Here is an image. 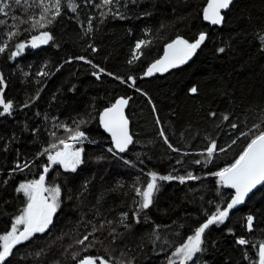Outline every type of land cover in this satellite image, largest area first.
I'll list each match as a JSON object with an SVG mask.
<instances>
[{
    "label": "trees",
    "instance_id": "16d2710c",
    "mask_svg": "<svg viewBox=\"0 0 264 264\" xmlns=\"http://www.w3.org/2000/svg\"><path fill=\"white\" fill-rule=\"evenodd\" d=\"M4 2L11 8L8 16L0 14L6 21L0 24V40L8 44L0 53V90L16 110L0 116V235L26 207L18 185L39 179L49 163L38 154L68 137L58 126L75 128L83 120L79 127L87 136L76 145L84 149L76 172L58 167L49 172L46 185L61 188L53 224L18 247L5 264H79L88 257L110 264H169L188 236L231 203L235 190L221 185L214 173L243 152L250 136L242 133L264 127V0H237L222 28L215 29L203 19L207 0H121L124 19L102 17L96 7L100 0H75V11L62 0L61 15L39 30L13 19H27L24 8L14 0ZM28 12L36 15L39 8L33 5ZM9 31H18L10 41ZM43 31L53 39L32 48L31 37ZM201 33L206 42L189 65L141 80L169 43L178 37L194 42ZM140 40L149 43L130 64ZM17 43L26 47L11 57ZM41 71L49 74L38 75ZM121 97L131 98L128 117L135 143L124 155H113L99 115ZM212 143L217 150L209 157ZM17 163L30 166L20 171ZM151 173L157 175L159 191L149 208L137 213L141 197L136 189H146ZM189 173L196 179H187ZM169 175L172 180L159 179ZM124 213L128 218L122 222ZM248 216L253 217L251 232ZM93 226L100 230L93 232ZM86 235L84 244L77 243ZM239 238L249 243L242 247ZM202 240L196 264H258L264 187L249 192L223 224L210 225Z\"/></svg>",
    "mask_w": 264,
    "mask_h": 264
},
{
    "label": "snow or ice",
    "instance_id": "6c2138e0",
    "mask_svg": "<svg viewBox=\"0 0 264 264\" xmlns=\"http://www.w3.org/2000/svg\"><path fill=\"white\" fill-rule=\"evenodd\" d=\"M134 3L135 0H132ZM16 5L24 8L27 15V19L20 16H14L13 19L20 20L21 23H29L33 30L44 29L47 25L51 24L56 17L61 15L62 0H32V4H28L27 0H14ZM233 0H207L206 6L203 8V19L208 21L212 25H220L223 23L225 17L222 15V10H227ZM121 0H100L99 4L96 5L100 9V15L106 18L109 14L113 17L124 19L125 14L120 11ZM33 5L39 8V12L36 15H32L28 12V9ZM126 6V3H125ZM67 7L72 11L76 10L78 5L75 4V0H68ZM11 4L0 0V14L8 16L9 12L6 9H10ZM52 13V15H49ZM103 22V20L101 21ZM6 21L0 20V24H5ZM89 31H91V23H89ZM18 35V31H9L6 33L7 40H12L13 37ZM53 37L47 31L40 32L39 35L31 37L30 46L32 48H38L41 45H46ZM206 35L201 33L194 42H189L183 38H177L169 43L165 49V53L162 59L157 60L151 64L148 68L146 75L152 76L155 72H166L170 68H176L180 65L186 64L196 53V50L200 48L201 44L204 43ZM264 41V37H262ZM149 42L140 40L136 43L135 49L132 54V59L129 60L131 64L134 60H138L143 54L141 49L142 46H146ZM8 44L0 40V53H4L7 49ZM26 47L25 43H17L15 45L16 51L11 52V57H15L20 54L21 51ZM95 51V49H93ZM223 52L224 49H219ZM78 59L83 60V57ZM90 63V61H85ZM93 67H96L93 65ZM59 70V69H57ZM103 72V69L100 70ZM49 73L41 71L38 75L47 76ZM96 78L99 79L97 73ZM130 79H132L130 77ZM123 82V81H122ZM4 83L3 78L0 77V85ZM135 81L133 80V84ZM192 93H196L195 87L191 88ZM128 104V99L120 98L112 105L107 108L100 115V123L104 130L111 135L113 148H109L108 151L112 152L113 155L118 153H124L128 150L130 144L133 143V138L129 134L128 120L125 117L124 109ZM28 105L26 104L25 107ZM0 116L5 114L11 115L13 110V104L11 101H6L3 95V91L0 90ZM211 115H215L212 113ZM228 116H224V120H228ZM85 123L81 120L76 122L75 128H70L67 125H59L63 127L66 132L69 133L66 139H60L58 144L52 143L50 148H44L43 152L39 153L38 156L46 155L48 165L43 166V173L39 176V179H34L29 182L20 183L16 188L17 193H22L26 198V207L23 208L21 214L15 217L12 223L10 231L0 235V264H5L8 258L13 255V249L17 245L23 244L26 241L31 240L37 233H45L49 226L53 224V217L55 216L57 209L60 207L61 188L59 186H47L46 176L50 171L51 165H60L65 171L76 172L77 168L84 163L82 153L84 149L82 147L77 148L76 144L82 143L87 139L86 134L80 130L79 125ZM159 123V121H157ZM233 128L237 125L233 124ZM55 137L56 133H51ZM161 136H165L163 130L160 133ZM242 135L250 136L249 141L244 148L243 152L239 157L228 167L223 170L214 173L219 178L218 182L227 188L235 189V197L232 198L231 203L227 204L224 209H217V214L211 215L201 226H199L194 235L187 237V242L183 243L180 247H177L173 252V256L179 258V264H186L191 261L192 264H196L199 259L197 254H202L204 249L201 245L203 244L202 236L206 229L213 224H223L229 217V212L235 206L244 202L245 196L248 195L257 185H264V127L261 125L255 126V131L242 133ZM165 143H168L165 136ZM62 146V147H61ZM169 147L173 151L178 149L173 148L171 144ZM52 150H55L54 152ZM217 150V145L212 143L207 149V155L211 157ZM222 150V149H221ZM122 158V157H121ZM130 163V161H125ZM27 163L16 164V169L23 171L24 168L29 167ZM14 169V171L16 170ZM157 175L151 173V182L146 186V189H136V194L141 197V200L137 203V213L140 210L147 209L153 202L154 192L159 191L157 184ZM160 180H172V176H161ZM187 179H196L191 173L188 174ZM181 183L185 182V177H179ZM6 183V181H5ZM127 213L122 214V222L127 220ZM139 222V220H137ZM109 223H111L109 221ZM20 226H23L22 229ZM128 227L127 224L124 225ZM104 225L100 226L102 229ZM247 228L249 231H253V217H247ZM93 226V232L98 231ZM90 233L89 235H91ZM111 234V233H110ZM159 237H157L158 239ZM88 240V236H84L82 240H78L77 243L84 244ZM238 244L244 246L249 243L244 238H239L236 241ZM86 250V249H85ZM39 255V253L37 254ZM75 258V256L73 257ZM100 260V264H110V260H104L99 257H88L79 262V264H96V260ZM10 264V261H9ZM117 264H121L117 261ZM130 264V262H129ZM169 264H177V261L169 260ZM258 264H264V242H261L258 249Z\"/></svg>",
    "mask_w": 264,
    "mask_h": 264
},
{
    "label": "water",
    "instance_id": "95a60500",
    "mask_svg": "<svg viewBox=\"0 0 264 264\" xmlns=\"http://www.w3.org/2000/svg\"><path fill=\"white\" fill-rule=\"evenodd\" d=\"M237 0H233V3L230 5V7L227 9V10H222V15H224V17H225V14H227L229 11H230V9L232 8V6L234 5V3L236 2ZM207 4V3H206ZM206 6V5H205ZM209 26H210V28L211 29H215V28H222V26H223V24H224V21H223V23L222 24H220V25H212V24H210L208 21H205ZM206 35V34H205ZM206 39H207V35H206ZM206 39H205V41H204V43L206 42ZM204 43L203 44H201V46H200V48L199 49H197L196 50V53L193 55V57L186 63V64H183V65H180V66H178V67H176V68H170V69H168L166 72H155L152 76H147L146 75V72H147V70H148V68L151 66H149L148 68H147V70L145 71V73H144V75L141 77V80H149V79H152V78H156V77H160V76H165V75H167V74H169V73H171V72H173V71H176V70H179V69H181V68H183V67H185L186 65H189L194 59H195V57H196V55H197V53H198V51L201 49V47L204 45ZM167 47V46H166ZM166 47H165V49H166ZM165 49H164V51H163V54L161 55V57L159 58V59H162L163 58V56H164V53H165ZM158 59V60H159ZM157 61V60H156ZM155 61V62H156ZM154 62V63H155ZM153 64V63H152ZM131 83L133 84V81H131ZM121 98H124V97H121ZM120 99V98H119ZM125 99H128V104H127V106L125 107V109H124V114H125V117L127 118V120H128V129H129V134L132 136V138H133V143L132 144H130L129 145V147H128V150L126 151V152H124V153H118V155H124L125 153H127L128 151H129V149L134 145V143H135V139H134V137H133V135H132V130H131V121H130V119H129V117H128V110H129V105H130V101H131V98H125ZM118 100V99H117ZM116 102V101H115ZM112 107V106H111ZM110 108V107H109ZM107 109V108H106ZM15 110H16V108L15 107H13V110H12V113H14L15 112ZM105 110V109H104ZM103 110V111H104ZM103 111L100 113V115L103 113ZM12 113H11V115H12ZM5 115H8V114H5ZM100 115H99V124H100V128H101V131L105 134V135H107L109 138H110V141H111V143H112V146H113V149H114V145H113V142H112V138H111V135L108 133V132H106L105 130H104V128H103V126L101 125V123H100ZM4 116V115H3ZM77 145V144H76ZM114 151H115V149H114ZM55 167H58V168H62V169H64L62 166H60V165H51L50 166V170L52 169V168H55ZM50 172V171H49ZM48 176H49V173L47 174V176H46V183H47V179H48ZM264 187V185H257V187L256 188H254L252 191H251V193H255V192H258L260 189H262ZM53 219H54V217H53ZM249 231V230H248ZM249 232H251V231H249ZM40 233H37L35 236H37V235H39ZM34 236V237H35ZM87 241V240H86ZM85 241V242H86ZM28 241H26V242H24L23 244H20V245H17L16 246V248H14L13 249V252L18 248V247H20V246H22V245H24V244H26ZM82 245V244H81ZM240 245V244H239ZM240 246H242V245H240ZM245 246V245H244ZM243 247V246H242ZM11 258V256L8 258V260ZM6 263V262H5Z\"/></svg>",
    "mask_w": 264,
    "mask_h": 264
},
{
    "label": "rangeland",
    "instance_id": "374dc122",
    "mask_svg": "<svg viewBox=\"0 0 264 264\" xmlns=\"http://www.w3.org/2000/svg\"><path fill=\"white\" fill-rule=\"evenodd\" d=\"M28 1V0H27ZM235 190V189H234ZM236 194V193H235ZM246 197V196H245ZM245 199V198H244ZM242 204V203H241ZM240 205V204H239ZM239 205H237V206H239ZM236 207V206H235ZM234 207V208H235ZM174 261H177V264H179V258H175V259H173ZM190 263V261L189 262H186V264H189Z\"/></svg>",
    "mask_w": 264,
    "mask_h": 264
},
{
    "label": "flooded vegetation",
    "instance_id": "af4514ba",
    "mask_svg": "<svg viewBox=\"0 0 264 264\" xmlns=\"http://www.w3.org/2000/svg\"><path fill=\"white\" fill-rule=\"evenodd\" d=\"M201 247H202V245H201Z\"/></svg>",
    "mask_w": 264,
    "mask_h": 264
}]
</instances>
